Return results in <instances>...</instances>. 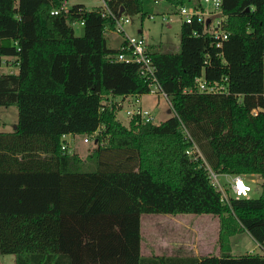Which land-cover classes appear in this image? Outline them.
Segmentation results:
<instances>
[{
    "label": "trees",
    "instance_id": "1",
    "mask_svg": "<svg viewBox=\"0 0 264 264\" xmlns=\"http://www.w3.org/2000/svg\"><path fill=\"white\" fill-rule=\"evenodd\" d=\"M106 1L142 18L155 4ZM58 7L0 0V59L17 68L0 73V107L17 108L15 128L0 132V254L15 264H264V185L257 197L222 201L202 161L185 154L184 134L215 174L264 178V0H222L230 35L221 48L192 36L202 25L182 23L179 52L148 50L170 103L159 124L124 125L107 101L149 91L137 65L111 61L121 51L107 46L113 20L80 3L52 15ZM253 19L257 31L244 38ZM72 21H83L82 35ZM202 71L228 93L188 92ZM94 132L85 158L63 148L64 135ZM142 214L217 217L218 254L141 255ZM244 232L261 254L232 255L231 238Z\"/></svg>",
    "mask_w": 264,
    "mask_h": 264
},
{
    "label": "rangeland",
    "instance_id": "2",
    "mask_svg": "<svg viewBox=\"0 0 264 264\" xmlns=\"http://www.w3.org/2000/svg\"><path fill=\"white\" fill-rule=\"evenodd\" d=\"M72 4L83 3L87 7H92L95 5V0H68ZM238 21V20H237ZM251 25H248L246 28L245 37H253L257 31V21L253 19ZM238 24V22H236ZM246 23V22H245ZM236 24V26H237ZM180 26L181 20L176 14V9L165 2L160 0L156 4H152L149 12L144 18L141 15L137 14L130 17V22L125 26L126 32L130 36L141 37L143 38L147 50L162 51V52H179V43H180ZM235 28V27H234ZM138 30L141 33H138ZM75 35H82V27L74 26ZM123 40L121 35L116 33H106V41L108 48L115 49L120 41ZM264 64V60H263ZM16 69L13 66H8L5 60L0 59V73L1 72H15ZM114 101V99L111 98ZM139 105H142L144 109H148L153 116V123L159 124L165 121L171 114L170 107L168 102L163 96H156L151 94L141 95ZM126 106L117 113V119L124 125L128 123V117L125 114ZM17 121V108L15 106L9 107H0V132H10L12 131L15 123ZM69 140L70 146L69 149L72 153H76L81 158H85L86 155L93 148V143L89 142L84 143L81 136H67L65 138ZM65 140V141H66ZM243 179L251 186L250 196L257 197L261 190V185H264V178L259 177L258 175L252 176H243ZM232 176H225L222 174L217 175V179L220 184L224 187L225 193L230 197V191L228 189L227 180H230ZM164 214H143L141 217V229L142 236L144 238L143 244L141 246V254L147 255L148 245L152 242L157 246L161 242L166 240H171V243L177 244L179 246H190L193 243V235H188L190 232L188 229L194 228V224L188 225L186 219H184V224L181 227L176 226L173 222H168V224H162L166 220ZM192 216L196 221L203 222L211 215H189ZM213 216L211 220H213ZM217 218V217H215ZM174 228V235L171 236L166 233H171ZM208 234L215 233V229H212L210 226L206 228ZM212 229V231H211ZM188 231V232H187ZM206 231V230H204ZM193 233V231L191 232ZM196 234V233H195ZM197 235V234H196ZM166 240H165V239ZM231 253L234 256H241L245 254H261L262 250L252 241L251 237L247 233L236 234L231 238ZM183 250L184 253H189L190 247ZM0 264H15V256L11 254H0Z\"/></svg>",
    "mask_w": 264,
    "mask_h": 264
},
{
    "label": "built area",
    "instance_id": "3",
    "mask_svg": "<svg viewBox=\"0 0 264 264\" xmlns=\"http://www.w3.org/2000/svg\"><path fill=\"white\" fill-rule=\"evenodd\" d=\"M160 0H155V4ZM195 3L192 6H182L176 9V14L181 20V24L192 25L194 23L202 25L203 29L201 33L196 31L192 32V36H203L208 35L213 38L215 47L221 48L223 43L228 39L230 35V30L226 22V15L224 14L221 8L222 0H194ZM95 5L87 8L91 10L96 8L101 17H109L113 20L114 27L112 29L113 33L121 35L123 40L120 43V52L111 57V61L114 62H123L135 64L138 67L140 75L148 82L149 91L147 94L163 96L170 107L169 100L167 95L163 92L156 77V67L153 64L150 56L148 55V50L146 44L141 37L130 36L126 30L125 26L129 24L130 17L126 15H118L113 13L109 6L107 5L106 0H95ZM71 7V4L68 0H59V7L54 9L51 13L52 15H58L61 11L67 12ZM71 25L74 26H83V21H72ZM15 68V67H14ZM13 73V72H10ZM188 92H197V93H208V94H226L227 88L222 82H207L203 76V71L201 75L195 78L194 88L188 90ZM139 95H128L125 97H107V101L110 103H115L120 110L126 106L125 114L128 117V120L139 116L140 119L144 122L153 121V116L149 110L144 109L139 105ZM114 99L113 100H111ZM253 114L256 115V110L253 111ZM185 137L191 141V145L185 151V154L190 161H202V166L204 167L207 175L215 186L217 191L220 193V199L222 201H228L229 197L226 195L224 187L220 184L217 179V174H215L206 161L197 147V145L191 140L188 132L184 130ZM97 132H94L91 136L83 138L84 143L88 141L92 142V139L96 138ZM72 135L63 136V148H67L69 152L70 142L65 138ZM66 140V141H65ZM227 176V175H226ZM228 189L230 191V196L236 199L238 198H249L251 193V186L243 179L241 176H232L230 180H227Z\"/></svg>",
    "mask_w": 264,
    "mask_h": 264
},
{
    "label": "crops",
    "instance_id": "4",
    "mask_svg": "<svg viewBox=\"0 0 264 264\" xmlns=\"http://www.w3.org/2000/svg\"><path fill=\"white\" fill-rule=\"evenodd\" d=\"M83 4V3H80ZM84 5V4H83ZM86 6V5H84ZM86 8H90L87 7ZM108 33L112 34V31H109ZM138 33H141L140 30H138ZM122 42V40L120 41V43ZM119 43V45H120ZM119 45L116 47L118 48ZM17 71V68H15ZM15 71V72H16ZM139 100L141 99V96L138 97ZM141 107L143 108V106L141 105ZM145 108V107H144ZM148 110V109H147ZM143 215V214H142ZM141 215V217H142ZM140 217V219H141ZM162 217H166V220L163 222L162 224H168V222H173L176 224V226L181 227V231L182 229V225L185 223L184 219L189 218V220L186 219V223L188 225L190 224H194V228L192 229H188L190 232H188V235H193V243L190 244V246H179V245H175L173 243H171V240H166L165 238V242H161L157 246L152 242L150 245H148V250H147V255H143V256H148L152 253L157 254V255H166V256H196V257H206V256H210V255H216L218 254V250L216 248V240H217V236H218V229H219V222H218V218H213V220H211V217H208L205 221L200 222V221H196L195 219L192 218V216L189 215H165ZM211 227L212 229H215V233L213 234H208L207 232V227ZM140 227H141V220H140ZM141 229V228H140ZM173 231L171 233H166L169 234L171 236H175L174 235V228L172 229ZM206 230V231H204ZM193 231V233H191ZM142 233V232H141ZM197 235H196V234ZM142 236V234H141ZM144 238L142 236V241L140 244V252H141V246L143 244ZM253 241V240H252ZM254 242V241H253ZM255 243V242H254ZM256 246H258L260 248V246L255 243ZM186 247H190L189 253H184L182 252L184 249L186 250Z\"/></svg>",
    "mask_w": 264,
    "mask_h": 264
},
{
    "label": "water",
    "instance_id": "5",
    "mask_svg": "<svg viewBox=\"0 0 264 264\" xmlns=\"http://www.w3.org/2000/svg\"><path fill=\"white\" fill-rule=\"evenodd\" d=\"M121 14H122V9L119 11L118 15H121ZM170 111H171V110H170ZM13 128H15V125H14Z\"/></svg>",
    "mask_w": 264,
    "mask_h": 264
}]
</instances>
